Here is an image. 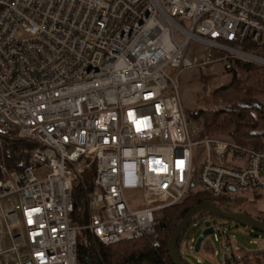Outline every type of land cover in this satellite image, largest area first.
<instances>
[{"label":"built area","instance_id":"obj_1","mask_svg":"<svg viewBox=\"0 0 264 264\" xmlns=\"http://www.w3.org/2000/svg\"><path fill=\"white\" fill-rule=\"evenodd\" d=\"M192 43L209 50L189 58ZM229 58L264 65V0H0V264H79L80 230L157 241L196 184L264 193V148L206 134L184 108L181 73ZM13 140L32 143L21 171L5 163ZM233 254L264 264V249Z\"/></svg>","mask_w":264,"mask_h":264},{"label":"trees","instance_id":"obj_2","mask_svg":"<svg viewBox=\"0 0 264 264\" xmlns=\"http://www.w3.org/2000/svg\"><path fill=\"white\" fill-rule=\"evenodd\" d=\"M223 62L226 70L232 74V82L229 85L244 90L245 97L248 100L251 99L252 103H238L230 108L216 110L188 109L186 110L188 117L195 121H203L208 132H226L228 140H232L239 145L254 149L264 148V128L259 129L264 121V105L256 102V96L264 94V65L236 58H229ZM239 72L242 73V77H239ZM255 103H258L260 107ZM31 146L32 143L25 140L5 142L3 152L7 167L21 171L29 164V149ZM94 176L95 169L93 167L86 172L84 180L78 181L75 185V195L81 196L85 200L84 210L72 215V219H77L79 223H87L89 220L87 197L94 188ZM204 201H210L220 208L225 205L227 211H237L236 208L242 202L241 200H234L231 195L214 196L203 190H192L181 202L165 210V217L158 225L159 237L157 241H154L152 236L146 235L131 237L107 245L87 230H80L77 244L79 264H174L169 252V239L185 214ZM207 214L212 213H200L201 216ZM196 220L197 216H193L190 224ZM211 224V222H206V225ZM184 231L177 243L180 255L179 244L183 239ZM206 248L208 249V245H206ZM232 256L235 259L234 254ZM181 258L184 264H190L182 256ZM227 264H230V258H227Z\"/></svg>","mask_w":264,"mask_h":264},{"label":"rangeland","instance_id":"obj_3","mask_svg":"<svg viewBox=\"0 0 264 264\" xmlns=\"http://www.w3.org/2000/svg\"><path fill=\"white\" fill-rule=\"evenodd\" d=\"M208 50L209 49L206 45L196 46L195 43H192L190 46V52L187 56L189 58H193L194 56L200 58ZM174 70L175 69H172L171 67L167 68V72L171 75H173ZM210 83L212 84V81H210ZM209 84L206 85L207 88ZM243 93L245 94L244 90L229 85L223 88H213L212 95H196L189 103L191 104L190 107H192L191 110L196 108L216 110L230 108L238 103L251 104L252 100H248ZM184 108L186 111L185 106ZM256 115L259 116L258 113H256ZM193 121L200 124L204 128L206 134L216 138L219 137V132H208L205 129L203 121ZM262 128H264V121L261 123L259 129ZM223 135L227 136L226 132ZM193 190H200V185L196 184ZM231 197H233L234 200L237 199L243 202L238 205L236 208L237 211L248 212L250 215L264 222V193L256 194L251 191H238L231 195ZM132 198L135 199L133 195ZM221 207L225 208V205ZM200 213L203 212L197 213L195 215L197 216V220L189 224L185 229L183 239L179 244L181 256L188 260L190 264H227V258H230V264H242L233 258L232 254L234 251L243 250L249 253L251 251L264 249V232L219 215H214L215 220L212 221L207 218L208 215L201 216ZM210 221H212L211 223L214 226L215 233L206 237L202 243L200 251H194L196 239L200 235L204 224ZM206 245H208V249L206 248Z\"/></svg>","mask_w":264,"mask_h":264},{"label":"crops","instance_id":"obj_4","mask_svg":"<svg viewBox=\"0 0 264 264\" xmlns=\"http://www.w3.org/2000/svg\"><path fill=\"white\" fill-rule=\"evenodd\" d=\"M238 74L239 77H242L241 72ZM210 81H212V84ZM231 82L232 74L226 70L224 62L218 61L206 66H197L184 70L180 75V83L182 100L186 110L192 109L189 102L196 95H212L213 88H223ZM208 84L209 86L207 88L206 85ZM243 95L245 94L243 93ZM256 102L264 105V94L256 96ZM218 134V138L228 140L223 135L224 133L219 132Z\"/></svg>","mask_w":264,"mask_h":264},{"label":"water","instance_id":"obj_5","mask_svg":"<svg viewBox=\"0 0 264 264\" xmlns=\"http://www.w3.org/2000/svg\"><path fill=\"white\" fill-rule=\"evenodd\" d=\"M258 107L260 105L258 103H255ZM194 181L191 183V187H194ZM231 190H235L234 187H230ZM199 212H208L212 213L215 215H219L221 217H225L231 220H235L241 223H244L245 225H248L258 231L264 232V222L261 221L260 219L246 213L245 211H224L220 207L214 205L210 201H204L193 208H191L183 217V219L178 223V225L175 227L169 242H168V247H169V252L171 255V258L173 260L174 264H184L181 255L178 252L177 249V243L179 240V237L181 233L188 227V225L191 222V219L193 216H195ZM215 233L214 226L211 225H206V223L203 226V229L198 236V238L195 241L194 244V251H200L201 246L203 241L206 239L211 234ZM30 264V263H29Z\"/></svg>","mask_w":264,"mask_h":264},{"label":"flooded vegetation","instance_id":"obj_6","mask_svg":"<svg viewBox=\"0 0 264 264\" xmlns=\"http://www.w3.org/2000/svg\"><path fill=\"white\" fill-rule=\"evenodd\" d=\"M222 210H224V211H227V210H225V208L223 209V208H221ZM228 212H231V211H228ZM208 216H207V218L209 219V220H212V221H214L215 220V217H214V215L213 214H207ZM212 221H210V222H212Z\"/></svg>","mask_w":264,"mask_h":264}]
</instances>
